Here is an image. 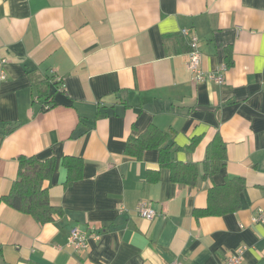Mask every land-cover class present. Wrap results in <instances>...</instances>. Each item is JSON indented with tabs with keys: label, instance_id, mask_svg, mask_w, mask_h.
I'll list each match as a JSON object with an SVG mask.
<instances>
[{
	"label": "crops",
	"instance_id": "0c3cea01",
	"mask_svg": "<svg viewBox=\"0 0 264 264\" xmlns=\"http://www.w3.org/2000/svg\"><path fill=\"white\" fill-rule=\"evenodd\" d=\"M183 27L222 84L193 81ZM2 69L0 196L20 154L52 159L42 185L63 214L39 223L0 201V264H219L239 246L243 264H264V223L251 220L264 213V0H0ZM149 126L166 133L173 161L197 164L218 133L224 165L179 185L158 148L126 154ZM63 156L82 160L68 184ZM233 177L244 180L240 208L196 217L208 189ZM142 199L151 220L135 210ZM74 225L99 239L67 248Z\"/></svg>",
	"mask_w": 264,
	"mask_h": 264
},
{
	"label": "trees",
	"instance_id": "16d2710c",
	"mask_svg": "<svg viewBox=\"0 0 264 264\" xmlns=\"http://www.w3.org/2000/svg\"><path fill=\"white\" fill-rule=\"evenodd\" d=\"M231 49L227 54L228 65L231 64ZM52 104V103H51ZM45 105L44 109L51 106ZM166 133L149 126L137 137L129 136L125 144L128 155L140 158L142 152L151 147L160 152V165L168 167L170 177L179 185L194 186L199 177L211 178L224 165L226 160L225 143L216 133L206 147L204 160L200 163L173 161L170 157L171 145L167 144ZM194 138L189 149L197 143ZM62 166L66 169V183H71L80 176L82 160L74 156H63ZM54 169V160H39L33 155L20 154L17 157V174L11 183L9 191L0 196V201L23 213L31 215L39 223L51 222L54 215H62L59 206L51 205L48 190L42 185ZM244 180L241 177L227 178L224 183L213 185L207 191V205L203 209L194 210L196 217L204 215H222L238 210L241 206L240 193ZM1 253V246H0Z\"/></svg>",
	"mask_w": 264,
	"mask_h": 264
},
{
	"label": "built area",
	"instance_id": "2783aa9c",
	"mask_svg": "<svg viewBox=\"0 0 264 264\" xmlns=\"http://www.w3.org/2000/svg\"><path fill=\"white\" fill-rule=\"evenodd\" d=\"M180 33L187 37L188 51L186 52V68L191 72L192 79L194 82L203 81H213L219 84L224 82L223 75L218 71L206 72L201 68V54L198 51V38L192 32L190 28L183 27L180 29ZM7 59H1V63L4 64ZM6 78L5 71L0 70V80ZM136 212L138 215L145 219L151 220L156 212L151 207L149 201L140 200L138 201L136 207ZM252 222H262L264 223V213L260 211V214L256 217H252ZM99 239V232L96 228L88 227L87 229H82L77 225L71 226L68 235L66 237L65 246L73 251L82 252L86 251L89 247L91 241ZM245 246H239L231 252H227L225 257L219 262V264H243V256L245 252Z\"/></svg>",
	"mask_w": 264,
	"mask_h": 264
}]
</instances>
